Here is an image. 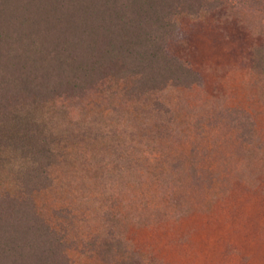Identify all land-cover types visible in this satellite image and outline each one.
I'll return each instance as SVG.
<instances>
[{
	"label": "rangeland",
	"instance_id": "obj_1",
	"mask_svg": "<svg viewBox=\"0 0 264 264\" xmlns=\"http://www.w3.org/2000/svg\"><path fill=\"white\" fill-rule=\"evenodd\" d=\"M178 25L168 51L191 85L35 112L57 142L40 214L99 250L74 264H264V4L225 1ZM2 154L0 186L14 188L23 162Z\"/></svg>",
	"mask_w": 264,
	"mask_h": 264
},
{
	"label": "trees",
	"instance_id": "obj_2",
	"mask_svg": "<svg viewBox=\"0 0 264 264\" xmlns=\"http://www.w3.org/2000/svg\"><path fill=\"white\" fill-rule=\"evenodd\" d=\"M225 1L236 0H0V153L23 162L15 187L0 186V264H74L99 251L40 214L57 142L35 112L114 87L141 98L191 85L195 74L168 51L178 18Z\"/></svg>",
	"mask_w": 264,
	"mask_h": 264
}]
</instances>
